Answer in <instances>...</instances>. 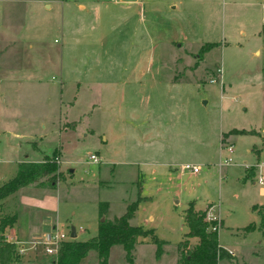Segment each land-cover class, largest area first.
<instances>
[{
	"label": "rangeland",
	"instance_id": "1",
	"mask_svg": "<svg viewBox=\"0 0 264 264\" xmlns=\"http://www.w3.org/2000/svg\"><path fill=\"white\" fill-rule=\"evenodd\" d=\"M170 1L175 0L144 3L143 22L149 27V69L155 75L146 94H129L134 88H119L110 100L104 97L102 110L90 105L96 101V97L90 96L85 111L75 108L70 112L74 117H69L58 109L64 99L58 100L48 90L49 86L57 87L53 86L57 79L49 69L43 68L31 96L24 91V85L18 88L25 92L18 103L15 96L9 97V111L0 110V166L17 160L47 159L60 145L64 161L63 180L54 189L41 186L40 181L33 182L23 187L10 204L19 210L20 194L37 197L48 193L44 199L53 211L54 221L50 219L52 226H47L44 232L56 228L69 235L72 228L75 240L85 241L96 235L99 202L108 203L106 217L112 218L123 214L125 206L139 197L130 224L151 229L154 238L163 244L158 255L150 239L149 243L137 246L132 252V264H179L180 241L187 232L182 212L189 203L200 210L206 204H214L218 207L216 216L222 221V226L216 227L218 245L233 256L218 260L217 264H264V227H259L258 215L264 211V184H251L255 176L252 165L258 159L254 153H258L260 160L264 159V0H180L175 3L176 10H171L175 11L174 31L170 30L173 23L159 24L161 12ZM107 2L84 5L83 32L86 37L92 34L98 38L92 42L83 38L84 50L80 56L115 55L121 59L128 55L132 59L134 55L136 58V51L132 53L131 45L124 43L113 53L115 47L110 44L109 33L114 23L108 17L105 19L101 10L115 9L113 3L119 1ZM60 24V9L45 12L28 0H0V47L3 41H11L10 47L0 55V65L6 62L19 73L28 74L26 60L56 56L62 40L58 29L52 27ZM164 36H172L175 41L168 52L158 47ZM146 48L144 41V55ZM158 58L164 62L159 63ZM174 58L180 60L176 65L170 63ZM130 61L124 60L123 65H82L80 75H95L96 69L105 76L111 67H116L114 73L118 78L125 77L134 66ZM140 68L141 65L136 67ZM189 71L196 77L187 74ZM170 74L180 81L187 75L190 81L170 86L164 79ZM15 106L23 110L19 112L21 122L34 120L30 127L25 129L18 124ZM58 120L76 124L66 134L62 131L58 135ZM31 129L38 131L32 140L12 135ZM234 129L251 132L237 136L230 133ZM219 133L234 136L231 138L233 164L221 169L217 166ZM177 146L190 151L192 148L193 153L177 154L173 150ZM173 154H177L175 162L202 163L197 165L199 173H182L176 165L174 174L162 179L159 186L145 185L149 164L165 162ZM90 155L98 157L99 163H92ZM56 165L61 166L59 158ZM243 172L248 179L245 186ZM10 206L5 208L7 212ZM29 211L24 208L18 211V225H24L26 217L36 215ZM207 213L216 217L209 210ZM248 225L253 227L245 230ZM195 243L196 239L190 238L188 247ZM53 259L39 247L34 253L22 256L19 264H50ZM84 264H96L92 254ZM107 264H127L120 246L110 248Z\"/></svg>",
	"mask_w": 264,
	"mask_h": 264
},
{
	"label": "crops",
	"instance_id": "2",
	"mask_svg": "<svg viewBox=\"0 0 264 264\" xmlns=\"http://www.w3.org/2000/svg\"><path fill=\"white\" fill-rule=\"evenodd\" d=\"M28 1L30 2V4L34 5V7H37L40 10H43L45 12L46 11L50 12L52 9H55V11L60 9L61 24L60 26L54 25L55 27L53 26L52 28L58 29L57 32H59L60 34V38L62 40V46L60 47L59 51H57L58 52L56 55L57 57L55 55L54 56L47 55L42 58L26 60L25 70L28 71V74L19 73L17 68L10 67L9 65L6 64V62L0 65V96L3 97L1 100V106H0L1 112L6 113L7 111H9V108H11L9 107L10 101H11L9 99L10 96H15L17 103L20 101L23 94H25L24 91L27 92V95L30 94L31 96V93H32L31 90L39 83L40 77H41V71L43 68L49 69L50 72L53 73V76L55 77V79H57L56 82L53 83V86H57V87L49 86L48 90L53 91L56 97H58V100L60 98L64 99L60 101L59 103L60 105L58 106V109L60 110V113L64 112L69 117H74V115L71 114L70 112L75 111V108H77L79 112H80V108H81V112L85 111L86 106H88L91 101V99H89L90 96L96 97V101L95 102L92 101L91 102L92 104L90 105H93L94 108L96 109L102 110L103 106L105 105L104 97L107 96L110 100L111 99L110 97H112L114 94L116 95V91H118L119 88L121 89L125 88L129 90H133L134 88L133 90L134 92L130 91L129 93V94H134V95H144L148 92V90L150 89L151 80L152 81L154 80L155 75L154 74L151 75L150 69H149L150 64H151V58L148 54L149 53V47H148L149 27L146 25L144 26V22H143L144 13H145L144 11L145 0H134L132 2H123L121 0H118L119 3L117 2L113 3L114 4L113 6H115V9H111L108 11L101 10V14H103L102 16H104L105 19L106 17H108L110 19V22L114 23V26L110 25V33H109L110 34L109 36L110 44H112V46L115 47V50L113 53L115 54V52H118L119 44L124 43L126 46L131 45V52L133 53V51H136L135 53H137L136 58H134V55H132L133 56L132 59L129 58L128 55H126L124 58H121V59L115 58V55L108 56V57L106 56L96 57L95 55H92L89 57L80 56V54L82 53V50H84L81 47L82 39L86 38L87 40L92 42V40L94 39L96 40L98 38L97 35L95 38H93L92 34L87 35L86 37L83 32L81 19H83V14L85 12L84 5L88 2L100 3V4L108 3L107 2L108 0H28ZM180 2H181L180 0L168 2L165 10L161 12L162 18L161 19L159 18L160 25H164L165 23H171V24L173 23L172 24L173 27H171L170 30L171 29L173 31L175 30L174 20L172 18V14H174L175 11H171V10H176L175 3H180ZM66 20H67V23H66ZM65 23L67 24L66 26H65ZM100 32H102V30H100ZM101 37L104 38V35L102 34ZM144 41L146 42V45H147V48L145 49L147 52V55H144L143 53L144 50H142ZM174 42L175 41L173 40L172 36H164L163 42L161 43L159 42L158 47L160 50L163 49L164 52L165 51L168 52L171 48V45H173ZM10 44H11V41L2 42V46L0 47V55L8 47H10ZM92 52L93 50H90V53ZM169 54L173 55L172 52H170ZM174 56L175 55H173V57ZM124 60L126 61L131 60L130 63L134 64V66L129 70L130 71L129 74H127L125 77L121 76L118 78L116 73H114V71L117 70L116 67H113V68L111 67L110 72L105 76L98 74L96 69H95V75H91V73H88L87 76L80 75L82 65H86V64H114L116 65L118 63H121L123 65ZM179 61L180 60L174 58L170 63L171 64L175 63L176 65L179 63ZM86 62H91V63H86ZM158 62L159 63L164 62L163 58H158ZM138 65L142 66L140 70L136 69ZM124 70L127 71V68L124 67ZM196 70L197 69H195L194 72H196ZM187 74H192L193 76H195L193 71L191 72L189 71ZM164 79L166 83L169 84L170 86L181 85L183 83L186 84V82L190 81L189 76L187 75H185V79L183 81H180L177 79L175 80V78L171 74L168 78H164ZM152 85L155 86L157 85V83H153ZM21 86L22 87L24 86V91L22 92H21V89H18L19 87L21 88ZM145 87L146 89H144ZM15 107L16 108H14L15 109L14 112H17L16 115L18 116H15V117L17 119L18 124H21L20 125L21 127L24 126L25 129L30 127V124H32L34 120L31 118H28L26 120L27 122L26 121L21 122L22 119H20L21 115H19V112L21 113V111L23 112V110L19 109L18 106H15ZM197 108H200V106ZM201 109L204 110L203 107H201ZM57 122H58V131H59L58 135H60L62 131H64L63 134H66L65 131H67L68 129L72 130L75 127L74 125L76 124L75 121L63 122L61 120H58ZM221 127H222V124H220V128ZM41 128L43 131L45 130V127L43 125H41ZM234 130L240 131L238 129H234ZM243 131L251 132L247 130H243ZM231 134L223 135L222 133H219V140L221 138L225 139L224 141L232 144L234 148V144L231 139L233 135ZM12 135L14 137L27 138V139L32 140L34 137L38 135V131H35V130L32 131V129L30 131L25 130L23 133L20 131H16V132H13ZM238 135H246V134H237V136ZM59 147L60 148L55 149L54 152L56 154V159L59 158V161L61 164V166L59 165L58 167V171L60 173V177H61L60 179L63 180L61 173H62V170H64L62 166V163L64 161L62 158L63 157L62 156V146L60 145ZM173 150L177 154L179 153L184 154L183 156H186L185 153L187 152L193 153L192 148L190 151L187 149H181L180 147L177 146ZM248 151L251 152V149ZM177 154H173L165 162L149 164L150 166L148 167H151V168L149 169V173L147 172L148 173L147 176L149 178L146 181L145 185H151L153 186V188H155L156 186H159L161 184L162 179L167 178L174 174L173 171L176 170L175 169L176 165L181 166L182 164H185V163H189V164L193 163V165L202 164V163L196 164L195 162H187V161H183L181 163L175 162L174 159H176L175 156ZM254 155H257V158H258L257 160H260L258 153H254ZM96 158L98 159V157ZM179 158L181 157H177V159ZM43 160L44 158L37 159V160H22V161L17 160V162L14 164L10 163L12 165L8 163H2L0 166V184L5 183L6 181H8L14 176L17 165L19 163L21 162H41ZM91 162L94 164L95 163L97 164L99 163V159H98V162H93V161ZM68 172L70 173L71 171H68ZM243 175H244L243 176L244 178L243 186H245L246 180L248 179L245 176V172H243ZM148 182H151V184H149ZM251 184L254 185L253 181H251ZM22 189L23 188H21L14 194L8 196L1 203V213L3 215H15L16 216V220L13 226L5 230L4 237L6 240L8 239L16 243L27 242L31 240H41L45 233L44 231L46 227L52 226L50 225V219L52 218V220L54 221L53 211H50V205L44 199V198H47L46 194L48 193L39 195L37 197L28 196L24 194H20L18 196L19 198L18 205L21 206L19 210L21 208L22 209L24 208L30 211L33 210L34 213H36V215L33 218L26 217L25 224L21 226V225H18V219H17L18 218L17 213L19 210H17L16 208H14L12 204H10V200L13 197L17 196ZM259 193H262V190ZM9 205H11L10 211L7 212L5 208H7ZM216 208L218 207H216L214 204H206V207L201 210L202 211L205 210L206 212L209 210V212H212L216 216L217 214L215 211ZM194 209L200 210L196 208ZM216 217L218 218V216ZM133 219H134V216L130 220V223ZM219 224L221 227L222 221L220 219H219ZM132 225L141 226L137 223L136 224L132 223ZM138 241L139 242L136 244L135 248L144 243L150 242L148 237L141 238ZM37 249L35 251H37ZM35 251L27 250L24 254L18 255L17 261L14 262L13 264H19L21 262L20 258L22 256H25L28 253H34ZM228 254L230 256L229 258H233L230 252H228Z\"/></svg>",
	"mask_w": 264,
	"mask_h": 264
},
{
	"label": "trees",
	"instance_id": "3",
	"mask_svg": "<svg viewBox=\"0 0 264 264\" xmlns=\"http://www.w3.org/2000/svg\"><path fill=\"white\" fill-rule=\"evenodd\" d=\"M230 133L247 134L248 132L233 130ZM55 159L56 154L53 152L51 157L41 162H21L17 165L14 176L0 184V264H13L18 259L15 245L7 242L4 237L5 230L13 226L16 216L1 213L2 201L36 181H40L39 184L43 187L54 189L55 184L60 180ZM138 199L139 197L127 204L123 214L112 218L106 217L108 203L99 202L96 235L85 241L68 239L60 243L56 257L50 264H84L85 259L91 254L96 264H107L109 250L115 245L121 247L126 263L132 264V252L139 242L138 240L146 237L156 245L155 254L158 255L163 242L154 238L151 229L130 224V220L137 210ZM258 215L259 227L262 229L264 227V211H259ZM205 217L206 211L195 210L192 203H189L182 212V220L187 232L180 241L181 259L179 264H217L218 260L230 257L228 252L218 245L217 232L210 229L214 222L206 221ZM252 227L248 225L244 229L250 230ZM190 238L196 239V243L191 248L188 247Z\"/></svg>",
	"mask_w": 264,
	"mask_h": 264
},
{
	"label": "built area",
	"instance_id": "4",
	"mask_svg": "<svg viewBox=\"0 0 264 264\" xmlns=\"http://www.w3.org/2000/svg\"><path fill=\"white\" fill-rule=\"evenodd\" d=\"M210 82H214V80H211ZM219 158H218V164L217 166L220 167H227L233 164L232 162V155L234 153L233 145L230 143L225 142L224 140H219ZM89 159L93 162H98V159L95 155H90ZM57 159H55V162ZM254 168L255 176H254V184L257 186H262L264 184V159L257 160L254 165H252ZM243 167L247 168V165H243ZM250 167V166H249ZM180 171L196 175L200 171V167L193 164H182L179 167ZM221 169V168H220ZM206 221L208 222H214V224L211 226L212 231H216V227L218 228L219 221L214 217L211 213H207L205 217ZM69 238V235H66L62 231L52 228L48 232L44 233L43 238L41 240H31L27 242H12L10 240H6L9 243H12L15 245L16 253L17 255L24 254L27 250H33L35 251L38 247L41 248V251L43 254L47 256H51L53 258L56 257L57 250L59 248L60 243L66 241Z\"/></svg>",
	"mask_w": 264,
	"mask_h": 264
},
{
	"label": "water",
	"instance_id": "5",
	"mask_svg": "<svg viewBox=\"0 0 264 264\" xmlns=\"http://www.w3.org/2000/svg\"><path fill=\"white\" fill-rule=\"evenodd\" d=\"M123 2H132L134 0H121ZM69 238L70 239H75V233H74V230L71 228L70 232H69Z\"/></svg>",
	"mask_w": 264,
	"mask_h": 264
}]
</instances>
